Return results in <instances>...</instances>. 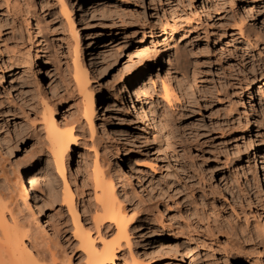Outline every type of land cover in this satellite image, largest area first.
<instances>
[{"label": "rangeland", "instance_id": "rangeland-1", "mask_svg": "<svg viewBox=\"0 0 264 264\" xmlns=\"http://www.w3.org/2000/svg\"><path fill=\"white\" fill-rule=\"evenodd\" d=\"M61 1L0 0V187L17 189L13 165L31 160L23 181L34 212L64 245L62 185L87 223L97 160L137 211L131 249L140 259L264 264V0H64L87 36L94 129L74 123L62 171L39 125L43 103L56 122L81 105ZM128 157L149 195L130 180ZM256 223L262 234L250 232ZM122 256L114 264H128Z\"/></svg>", "mask_w": 264, "mask_h": 264}, {"label": "bare ground", "instance_id": "bare-ground-1", "mask_svg": "<svg viewBox=\"0 0 264 264\" xmlns=\"http://www.w3.org/2000/svg\"><path fill=\"white\" fill-rule=\"evenodd\" d=\"M61 6L71 28L69 70L81 105L73 119L56 122L55 108L47 102L43 103L39 125L42 127L45 145L53 162L57 169L62 171L66 157L77 141L74 123L77 122L79 126L80 119H83L91 130L94 129V98L93 89L89 85V71L83 59L85 52L89 50L83 41L87 36H82L83 28L73 26L72 8L66 5L64 0L61 1ZM80 20L86 21L83 10H80ZM88 54L89 60L94 62V53L88 51ZM260 81L264 84V80ZM122 91L124 88H120V92ZM14 105L17 106L16 103ZM104 105L108 107L107 102ZM261 157L263 162L261 167L264 169V152ZM127 164L132 168L130 180H136L134 186L137 187V192L149 195L150 192L142 182L139 169L129 157ZM13 166L18 180L17 189L12 187L14 190H10L6 184L5 188L0 187V264H114L119 258L118 254L123 255L128 264H149L136 256L131 249V227L134 226L137 211L135 208H128L120 199L112 177L102 168L103 164L97 160L93 161L91 183L94 200L90 204L89 209L92 213L87 223L79 218L72 187L67 182L62 185L60 199L71 223V238L64 245H61L57 238L51 239L34 212L29 189L31 186L25 185L23 181L31 166V160L16 161ZM251 229V233L262 234V228L258 223L255 229ZM126 251L127 257L124 255Z\"/></svg>", "mask_w": 264, "mask_h": 264}]
</instances>
